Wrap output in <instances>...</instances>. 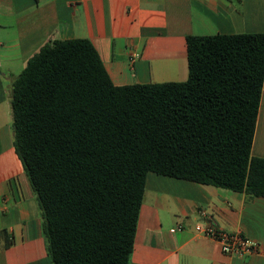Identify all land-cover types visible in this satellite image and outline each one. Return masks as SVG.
Here are the masks:
<instances>
[{"label": "trees", "instance_id": "trees-1", "mask_svg": "<svg viewBox=\"0 0 264 264\" xmlns=\"http://www.w3.org/2000/svg\"><path fill=\"white\" fill-rule=\"evenodd\" d=\"M186 42L185 82L115 86L87 39L45 44L16 78L14 148L52 264H129L150 172L264 197V33Z\"/></svg>", "mask_w": 264, "mask_h": 264}, {"label": "crops", "instance_id": "crops-1", "mask_svg": "<svg viewBox=\"0 0 264 264\" xmlns=\"http://www.w3.org/2000/svg\"><path fill=\"white\" fill-rule=\"evenodd\" d=\"M253 33H264V0H0V264H52L11 107L42 46L87 39L112 83L127 86L185 82L188 36ZM251 155L264 159V82ZM197 225L241 231L259 250L226 256ZM129 264H264V197L150 172Z\"/></svg>", "mask_w": 264, "mask_h": 264}, {"label": "built area", "instance_id": "built-area-1", "mask_svg": "<svg viewBox=\"0 0 264 264\" xmlns=\"http://www.w3.org/2000/svg\"><path fill=\"white\" fill-rule=\"evenodd\" d=\"M177 230L180 231L181 228ZM196 232L217 241L221 246L222 253L226 256L245 258L256 254L259 250V245L247 238L241 231L226 232L211 225L206 227L197 225Z\"/></svg>", "mask_w": 264, "mask_h": 264}]
</instances>
